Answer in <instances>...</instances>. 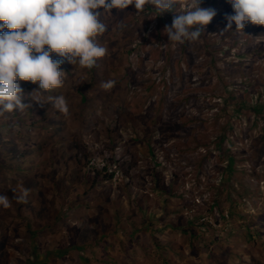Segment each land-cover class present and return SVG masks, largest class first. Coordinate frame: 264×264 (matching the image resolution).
Masks as SVG:
<instances>
[{"label":"rangeland","instance_id":"rangeland-1","mask_svg":"<svg viewBox=\"0 0 264 264\" xmlns=\"http://www.w3.org/2000/svg\"><path fill=\"white\" fill-rule=\"evenodd\" d=\"M201 6L216 16L197 41L168 40L172 13L115 9L117 18L101 17L108 30L97 41L107 54L95 67L65 61L63 87L43 94L20 82L30 107L0 115V195L10 200L0 207L1 264H37L47 249L54 256L46 264H101L106 254L119 264H264V26L224 32L226 0ZM107 80L114 87L100 88ZM56 95L67 113L52 106ZM93 152L124 160L123 172L139 183L134 199L125 186L102 178L94 185L85 167ZM22 188L26 203L14 198ZM142 195L143 205L159 207L156 229L175 226L129 228V239L117 231L118 242L95 250L94 238L109 237L123 213L145 223L135 200ZM164 206L175 215L165 216ZM72 237L79 249H70Z\"/></svg>","mask_w":264,"mask_h":264},{"label":"clouds","instance_id":"clouds-1","mask_svg":"<svg viewBox=\"0 0 264 264\" xmlns=\"http://www.w3.org/2000/svg\"><path fill=\"white\" fill-rule=\"evenodd\" d=\"M226 2L231 6L232 14L225 17L227 23L224 32L231 30L233 25L240 31L248 24L264 26V0ZM201 3L202 0H0V115L15 110L23 111L30 107L22 102L23 89L20 82L37 85V89L32 93L43 94L63 87L66 73L62 70V64L65 61L81 69L95 67L97 61L107 54V48L97 41V37L108 30L101 19L102 15H111L113 9L124 11L129 6L134 7L136 14L143 12L146 7H150L157 17L172 13V23L170 26L166 25L164 29L168 40L178 43L194 42L216 16L215 9L204 8ZM179 8L184 10L177 11ZM101 9L102 12L99 11ZM114 85L115 81L107 80L102 81L99 87L109 90ZM49 100L59 112H68V103L63 95L50 96ZM34 101L43 106L41 101ZM93 158L102 160L105 163L104 167L91 165ZM122 163L124 160L111 159L103 153L93 152L86 159L85 167L89 174H95L94 185L97 178H102V181L108 182L116 189L125 186L129 190L128 198L134 199L135 194L140 191L139 183L136 182L134 174L126 173L127 170L123 172ZM141 190L143 193L146 192L142 186ZM28 195L29 190L22 188L14 198L18 203H26ZM142 197L135 200H142L140 208L141 212L143 210L146 212L145 223L141 221L135 226L136 223L128 220L130 217L123 213L126 215L124 221L116 228V231L124 233L128 239L133 234L128 232L129 228L138 232L150 230L153 234L162 232L165 226L169 229L175 226L169 223L170 220L167 225L160 228V231L156 229V225L152 223V213L155 215L153 210L159 207L156 208L151 201L143 205L145 196ZM0 207L4 209L10 207L8 196L0 195ZM214 207L216 205L213 206L212 203L210 211ZM161 210L165 216L175 215V209L170 210L164 206ZM168 210L171 211L170 214ZM220 216L227 222L229 213H222ZM199 221L201 222L199 227H206L208 224L205 218ZM128 223L133 226L128 227ZM223 230L226 231L227 227L225 226ZM1 234L5 235V230L2 229L0 236ZM113 237L119 236L114 234ZM234 241L233 245H241L239 241L235 239ZM48 252V255H42L37 260V264H46L48 260L46 258L54 256L51 250ZM108 257L112 258V255L106 254L105 258ZM119 263L121 261L117 264Z\"/></svg>","mask_w":264,"mask_h":264},{"label":"trees","instance_id":"trees-1","mask_svg":"<svg viewBox=\"0 0 264 264\" xmlns=\"http://www.w3.org/2000/svg\"><path fill=\"white\" fill-rule=\"evenodd\" d=\"M112 14H114L115 18H117L118 15H117V11H115V9H113ZM216 204H218V203L214 202L213 206H215ZM46 229H47V231H52L51 227H48V228L46 227ZM110 233L111 234H117V231H116V229L115 230H111ZM108 234H109V231H108ZM72 238H71L72 240L70 241V244H69L70 249L71 250L72 249H76V247L79 249L80 246H81V244H79L80 240H78V243H76L75 240H74V237H72ZM108 238L109 237H106V236H100L98 238H94L93 243H92L94 249L98 250L99 252H101L102 249L104 251L106 243H107V242H105V240H108ZM115 241H117V238H115ZM118 246L121 247L120 248V253H123L125 255L128 254L127 251L130 250L129 248H127V247H125V245H122V244H119V243H118ZM46 255H48V254H46ZM95 259H96V257H95ZM98 261H100L101 264H111V263L113 264V263H118L119 262L117 258L116 259L115 258H111V257L105 258V257H101V256L97 257V262ZM0 264H1V262H0Z\"/></svg>","mask_w":264,"mask_h":264},{"label":"crops","instance_id":"crops-1","mask_svg":"<svg viewBox=\"0 0 264 264\" xmlns=\"http://www.w3.org/2000/svg\"><path fill=\"white\" fill-rule=\"evenodd\" d=\"M109 218V217H108ZM109 222H113L114 224L115 223H117L116 221H115V219L113 218V220H111V219H109ZM110 231L111 230H109V234H108V236H109V238H108V242L106 243V246H110L111 245V242L113 241V238H112V235H114V234H111L110 233ZM106 248V247H105ZM50 249H47V250H44L45 251V253H44V255L46 256V254H48ZM112 264V263H111ZM113 264H116V263H113ZM126 264V263H125Z\"/></svg>","mask_w":264,"mask_h":264},{"label":"built area","instance_id":"built-area-1","mask_svg":"<svg viewBox=\"0 0 264 264\" xmlns=\"http://www.w3.org/2000/svg\"><path fill=\"white\" fill-rule=\"evenodd\" d=\"M91 165H96L97 167L102 168L104 167L105 163L102 160H95V158H93Z\"/></svg>","mask_w":264,"mask_h":264}]
</instances>
